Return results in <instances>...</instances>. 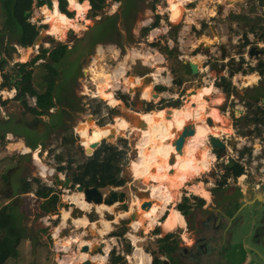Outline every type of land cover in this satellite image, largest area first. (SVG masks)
I'll return each mask as SVG.
<instances>
[{"label":"rangeland","instance_id":"obj_1","mask_svg":"<svg viewBox=\"0 0 264 264\" xmlns=\"http://www.w3.org/2000/svg\"><path fill=\"white\" fill-rule=\"evenodd\" d=\"M87 3L86 10L82 13H79V7L77 8L78 11H76V9L70 8L67 3V10L73 13L71 18L74 20L72 21L73 24H75L74 29L69 28L65 33V38L61 36L63 39H57L60 37L52 36L47 33L48 23L46 20L49 21L55 18L56 13L53 8H55V4L58 6V0H50V4L45 2L41 5L37 3V0H33L29 19L33 17L37 20L38 24L34 25L38 27L39 33H43L44 36L42 35L40 39L34 41V43L29 47H22L16 43L15 34L11 35L8 32H2L5 13L3 12L4 9L2 7V0H0V58H5L2 70L0 71V83L3 82V74L5 73L10 76L9 83H12L13 86L17 87L19 64L26 63L25 69L28 70V67L32 64V62L28 63V59L30 60L31 57L36 55L35 53L39 50V48L44 46L45 41L50 42L52 46H55L59 41L61 43H66L68 46H73L72 43L76 45L78 43L80 46L84 45V50L78 57V61L81 64V68L85 69V73H79L78 66L75 63H66L64 66V73H66V75L63 86L69 92L72 100L73 92L76 91L79 96L78 102L81 103V110H79V113L76 114L75 117L71 118V123L75 126L79 122L86 120V117L90 115L94 122L100 126L99 129L108 127L109 134H107V138L102 139L101 142L104 140L124 150V159L121 161V176L125 180L126 187H123V190L128 195L129 204H132L133 199L139 200L140 203L146 199L145 197L138 198L134 195V193L137 189H146V185L149 181L146 180V182H143L140 179H134L130 169L131 160L135 159L138 154V148L136 146L140 138L138 131L134 130L135 132L133 131L131 134H129L128 131L123 132V135L118 134V131L123 129L119 128V125L116 123V119H122L125 124L131 127L136 121V113L146 112L145 109L147 103L146 101H143L142 98L152 99V110H157L158 107H163L162 111H164L165 114L166 108H169L171 106L170 104L175 102L173 100H179V107H182L191 98H205L207 101L205 112L207 113L210 108H216L219 111L223 120V122L220 121L219 125L224 127L223 132H228L226 129H230V127L233 128L231 134L233 135L231 138L235 140L231 148L233 154L236 155V151L239 152L241 147H246L245 145H250L248 146L249 151L253 149L258 150L260 148V141H257V138L260 133H264V125H261L259 122L252 119L259 114L261 109H264V101L256 100L257 97H264V75H260L258 79L252 78L253 84L248 85L245 81V73H254L256 75V72L260 73V68L255 67V71L253 72H250L247 68L243 71V74L240 77L238 76V72H236L234 78H231V85L233 89L229 93L225 92L222 98L223 100L221 99L219 103H215L213 102V98L207 95L206 89L209 88L210 85L216 89L218 88L214 84L217 82V76H215L211 70H209L210 73L204 70L200 72L199 70L196 75H191L186 63L184 62H187L189 59H196L199 62L200 68H203L204 65H209L211 61L218 59L219 54L216 45L212 43L213 41H206L212 36L209 31V24L212 25L218 33V36L222 39L221 42H230L229 47L227 48L228 54L226 57L231 54L240 53V45L243 41L244 34L249 37L250 34H254L255 32L262 33V31H264V13L263 10L260 9L256 0H186L185 2L183 0H105L102 9L96 12L95 16L93 15L94 11L91 10L90 1L87 0ZM226 3L230 5L227 6ZM177 4H181L185 7V11L183 13L178 14L179 11L176 8ZM43 6H45L44 9ZM155 14H159L161 17L158 25L151 28L146 33H142V28L147 27L152 23ZM107 15L115 16L114 23L116 32L114 34L108 32L105 36L95 39L97 36L95 24L99 20L104 19ZM94 19H97V21L94 22ZM51 23H53V20ZM204 23L206 24L205 26ZM193 26L197 30H194ZM93 39H95L94 43ZM201 41H205L208 48L206 50L200 48L198 51H195L194 48L198 46ZM81 43L83 44L81 45ZM153 43L155 44L153 45ZM164 44H166L168 48L172 49L171 54L165 52L164 46H162ZM72 54L73 53L71 52V55ZM83 54L84 58L81 60ZM144 55L148 57H143ZM67 56L70 55L68 54ZM149 56L152 59L149 58ZM66 59L63 61L62 66L65 62L71 61L69 58L67 61ZM124 60L127 65L126 75L124 76H127L130 79L134 78L136 75L140 76L143 85L137 88H131L130 86L125 87L123 77H121L119 79V83L116 84L114 80H111L113 78L108 76L105 77V81L103 80L106 84L104 85L101 80L102 74L100 71H104L106 75H112L120 66V63L124 62ZM225 64L228 66L229 71L237 68V65L230 59L227 60ZM31 66L34 86H36L37 89L40 84V81H37L39 71L37 70L35 64H32ZM182 66H186L187 70ZM157 72H160L161 75L168 80L166 81L165 79V82L161 80H154L153 74ZM75 76L76 79H74ZM178 76H181V82L179 83L177 82ZM153 85H165L168 87V90L162 93L160 92L158 97H153L147 93V88H152ZM174 87H178V91L176 93L173 92ZM5 88L6 87H0V90ZM97 89L100 90L101 95H103L105 99L108 100L111 98L116 100L114 98L115 96L121 102L113 107L102 98H95L93 95L98 94ZM191 89H195V92L190 94L185 101L186 97H183V95ZM82 91L85 93L81 95ZM112 92L114 93V96ZM15 93L16 91L14 90H9L7 93L4 91L2 93L0 101H5V106L3 105L0 110L1 117L12 112L14 114H18L22 108L20 102L16 100L14 96L9 98V96L14 95ZM176 94L178 95L177 98L172 97ZM181 97L184 98V100ZM26 102L28 101L26 100ZM249 103H252L255 108L250 109ZM104 112H108L109 116L104 118L101 117V114ZM97 118L98 120H96ZM165 120L170 126V136L165 139L163 144V152L166 155V158H164L163 163L159 165V167L171 170L170 168L173 167V165L168 162L170 155L174 156V165L178 162L181 156V154L175 150L171 141L177 136L178 126L182 124V129L183 125L192 119H180L177 117L170 119V117L167 118L166 114ZM111 122H113V124ZM88 123L89 122L86 120V123L84 125H79V128H82V131L85 130ZM204 124L206 125V123ZM136 128L138 127H135V129ZM194 129L199 130L196 126H194ZM109 130L113 131V133H110ZM100 133H102L101 130L99 132L95 129V135ZM31 134L32 133L29 132V135ZM111 134H113L112 138H108ZM227 135H229V133H227ZM30 137H34L36 140L39 137L42 141L46 138V135L38 134V136L34 135ZM12 141L18 142V140L8 139L6 134H4L3 139L0 140L1 157L13 154L14 147L18 146V144L15 145ZM76 141H79V139ZM88 141L92 142L90 139H88ZM167 143L169 144L167 145ZM49 144L55 145L53 151L50 150L48 145H44L42 143L40 146L37 145L34 149L30 150L33 152L38 169L42 171L40 167L46 168L43 170L45 176H38V182L33 181L30 185V192L35 195L36 190L39 189L44 178L49 180L47 182L52 180L49 172L55 167L54 163H50L42 158L44 152L48 151L47 156H49L50 159H52L50 154L65 155L67 153V155H75L79 152V162L85 160L89 155L84 154V147L82 146H77L73 143L71 146H65L63 140L61 141L57 135L55 139L51 137ZM40 147L42 152L38 153L37 157H35L34 154L37 153V150L40 149ZM225 152L226 151H224L223 154ZM249 157L250 155H248L246 166L248 169L251 167L254 172L248 173L247 178L239 176L235 180L230 179V182L237 181V184L235 183L237 187H239L238 185H242L241 188L243 191L246 184L248 185L254 183L257 179L264 180V173H260L258 170L261 165L258 163L256 168H254L251 163L252 160ZM76 163L77 162H74V165H77ZM5 164H7V162L0 159V167H3ZM224 164L225 163L222 161L214 162L211 160L208 170L201 172L198 176L191 173L187 174L188 176L185 177V186L180 188V195L173 203L169 204L168 209L174 208L176 203H178L182 197L186 196L189 199H194V195L203 198L204 201L209 204L219 206L220 203H222L224 190L217 186V179L219 178L218 175L221 174L220 170H222ZM74 165L73 167L75 168L76 166ZM182 169L183 168L175 166L173 172H180ZM60 173L61 176L65 174L64 171H61ZM197 183H202L207 193L206 195L208 196L195 194L193 191L188 189V186ZM110 188H102L101 191L108 192L110 191ZM119 188L120 187L114 189ZM61 193L63 195L57 200V202L61 201L64 203L66 201H71L73 203V196L79 192L72 190L68 191L65 189ZM34 199V196H28V207H31L33 211L37 208L40 202L39 199ZM1 205L2 200L0 199V207ZM71 205V203H67V206L70 207ZM69 207L61 209L62 216L65 211L70 212L71 209H69ZM168 212L169 210H167L165 214L159 216L157 223L147 231L145 227L134 230L130 227V224L125 225L126 232L131 239H128V241H126V238L118 240L114 238L109 239V233L111 231H115V227L112 226V222L110 223V229L106 233H100L98 229L101 228V226H98V228L96 225L93 227L89 225L86 228H77L73 225L72 219L70 218L63 223L62 217L54 220L53 217H48L46 219L45 216L43 221L39 218L31 219V217H28V221L23 222L25 224L23 228L25 231V227L28 225V234H34L38 238V242L35 247V254L31 252V243L29 239L27 241V239L23 237L17 247V255L13 258L7 259L4 264H66L69 260L76 259V255L79 254V240L87 241L90 244L98 243L103 240L104 246L108 243V251L112 249L115 255L117 252L120 253L122 250L124 251L123 254H125L127 246H130L131 249L128 251L129 257L126 258L124 256V261L121 264H138L131 243L133 242L132 244L134 246L137 244V246H140L146 253L149 252L153 248V242L151 239L147 238V236L154 230V228L158 229L157 236H163L164 233L176 232L180 233L184 238L186 237L184 228H182L180 232L176 229L169 231L164 230L161 224H163L166 220ZM84 213L90 221L94 220L90 219L92 215L93 217L96 215L98 221L100 220V216L96 214L94 208H90L88 211H84ZM28 214H33V212H29ZM143 214L144 213H141V215ZM137 216L138 215H136V217ZM15 218L16 217H13L14 222L16 220ZM102 218L106 219V216L102 215ZM159 222L161 224H159ZM146 224L147 223L145 222V225ZM21 225L22 224L19 223L20 227ZM65 241L69 242L68 244L70 245V250L68 252H64L61 249L63 243L66 244ZM109 257L110 253H107V260L105 264H111Z\"/></svg>","mask_w":264,"mask_h":264},{"label":"flooded vegetation","instance_id":"obj_2","mask_svg":"<svg viewBox=\"0 0 264 264\" xmlns=\"http://www.w3.org/2000/svg\"><path fill=\"white\" fill-rule=\"evenodd\" d=\"M46 22L49 23V34L52 36H59L60 38L57 39H63L60 35H55L53 33V23H51L50 20H46ZM71 25L73 26L75 24ZM59 43L61 42L59 41L55 46H52L50 42L45 41L44 46L39 48V50L35 53L36 55L31 57L30 60L28 59V63H31V60L35 56L44 53V56H40L32 62V64L36 65V68L39 71L37 79V81H40V84L38 83L39 88L36 89V86H34V80L32 78L33 73L31 71L32 64L28 67V71L31 72V81L36 91L39 94H50L54 105L40 114H35L30 108L31 106L36 105L35 96L34 105L32 104L30 106L28 102L26 103V106L21 105L22 108L18 114H14L12 112L8 115H3L2 117L0 115V140L3 139L4 134H6L7 138L10 140H18V142L12 141L15 145L18 144V146L14 147L13 154L3 157L0 156L1 160L7 162V164L3 167H0V199L2 200L0 208L9 205L11 216L16 217L15 221L18 226L19 223L22 224L21 228L25 225L23 222L28 221V217H31V219L39 218L41 221H43L45 216L46 219L48 217H53L54 220L61 218V209L68 208V202L72 204L69 209L72 210L73 208H79L71 201H66L64 203L61 201L57 202V200L63 195L61 192L65 189L68 191L72 190L79 192L76 190L77 185H81L83 187L93 186L86 184L85 182L76 181L80 165L84 163L85 160L92 154H89L85 160L79 162V152L75 155H67V153L65 155L50 154V157L52 158L50 159L49 156H47L48 151H46L44 152L42 158L55 164V167L49 172L52 180L47 182L49 180L44 178L39 189L36 190V195L33 194L30 192L31 183L33 181L38 182L36 181L38 176H45V174H42V171L38 169L33 152L30 150L34 149L37 145L40 146L42 143L44 145H48L50 150L53 151L55 145L49 143L51 141V137L55 139L56 135L59 139H61V141L63 140L65 146H71L73 143L77 146L89 148L90 145L95 142L97 137H101L96 141L99 142L102 139H106V135L109 134L108 127L99 129L100 126L94 122L90 115L86 117V120L89 123L83 131L81 130L82 128H79V125H84L86 120L79 122L75 126L71 123V118L75 117V115L79 113V110H81V103L78 102L79 96L76 91L73 92L72 100L69 92L63 86L66 75V73H64V66L66 63H75L78 66V72L83 74L85 73L78 61V57L84 50V45L80 46L78 43L77 45L72 43L73 46H68L66 43H61L66 45V55L58 62H54L50 56ZM82 44L83 43H81V45ZM162 46H166V44ZM71 52L73 53L72 55ZM68 54L70 56H67ZM66 58H69L71 61L65 62L62 66V63ZM83 58L84 54L81 60H83ZM190 60L192 59H189L188 61ZM188 61L184 62L186 63L189 72H191L192 69ZM199 69L200 66L198 62V70ZM225 75L226 77L223 76V78L229 80L231 83L232 73H226ZM74 79H76V76ZM5 87V89L0 90L2 93L4 91L7 93L9 90L17 92V87L15 88L13 85ZM97 92L98 96L105 100L110 106L114 107L121 102L112 92L114 98L118 102L115 105H111L108 100L101 95L99 89H97ZM84 93L85 92L82 91L81 95ZM15 94L8 96L10 98L15 96ZM260 100L261 98L259 97L258 101ZM3 105L5 106V103L3 104L0 101V110ZM249 107L250 109L255 108L252 103H249ZM108 116V112L101 114V117L103 118ZM96 120H98V118ZM113 122L111 123L113 124ZM181 125L182 124L178 126V131H180ZM223 128L220 130L224 131ZM95 129L99 132L101 130L102 133L95 135ZM109 131L110 133H113V131ZM29 132L32 134L29 135ZM38 134L46 135V138L41 141L39 137L37 140L34 137H30L34 135L38 136ZM223 134L227 135V132H224ZM229 136L231 138L233 135ZM77 139H79V141H76ZM88 139L92 142H89ZM28 143H35V146L33 147L28 145ZM40 152H42L41 147L37 150V153L34 154L35 157H37V154ZM74 152L77 153L76 151ZM84 154L87 155L85 151ZM74 162H77V165H74ZM73 165L76 167L74 168ZM40 169L42 170V167H40ZM61 171H64L65 173L62 175L63 178H61L60 175ZM55 174L59 175L61 180L60 184L55 182ZM66 179H68V184L67 186H64L63 181ZM235 183L237 184V181L230 182V179H228L227 182L219 186L220 189L224 190L222 203H220L219 206H214L205 201L203 204L198 206L194 203V200L191 201L190 199L192 207L185 215L187 216V219L184 220V222H186L184 228L186 237L184 238L180 233L174 232L168 239V242L173 239L176 240V247L174 249L161 253L159 251L160 242L158 240L166 234L163 236H157V232L154 233L151 231L147 236V238L151 239L153 242V248L147 252L150 254L148 264H153L155 255L159 258L158 264H264V180L257 179L254 183L248 185L246 184L244 191L241 188L242 185H238L240 187L239 188L235 185ZM117 187L120 188L114 189ZM117 187H112V190H116L117 192L123 190V187H126L125 182L123 185ZM37 191H40L42 195L39 196ZM102 193H107V191ZM28 196H34V200H40L34 211L31 207H28ZM29 212H33V214H28ZM74 212L76 216L72 217L69 214L70 219L78 217L77 210ZM91 217L90 219H93V215ZM123 228L125 229L123 234H113V232L120 231ZM25 229L23 237L27 239V241L29 239L31 243L32 234H28V225ZM176 230L180 232L182 228L176 227ZM23 237L17 243L16 250ZM108 237L109 239L126 238V241L127 238H129L125 225L115 227V231H111ZM110 250V252L108 251L107 253H110L109 259L111 261L112 249ZM97 253L102 255L105 252L103 249L93 254ZM127 253L126 248L125 254ZM116 255H120V253L117 252Z\"/></svg>","mask_w":264,"mask_h":264},{"label":"bare ground","instance_id":"obj_3","mask_svg":"<svg viewBox=\"0 0 264 264\" xmlns=\"http://www.w3.org/2000/svg\"><path fill=\"white\" fill-rule=\"evenodd\" d=\"M183 1L185 2L186 0ZM57 7L58 6L55 4V8H53V10L55 9V13ZM176 8L179 11L178 14L183 13L185 11V8L181 4H177ZM72 21L67 22L69 27L74 29V25H71L73 24ZM47 33H50L48 28ZM206 41H212V39H208ZM204 43L206 42L204 41ZM143 57L147 58L148 56L144 55ZM149 58L151 57L149 56ZM188 63L192 70H198V61L196 59H192L188 61ZM126 68L127 65L124 60V62L120 63V66L114 71L112 75H106L104 71H100L102 74V83L106 85L104 83L106 76L113 78L111 80H114L116 84L119 83V79L123 77L125 87L130 86L131 88H135L142 86V80L140 76L136 75L134 76V78L131 79L127 76H124L126 75ZM153 75L154 80H161L164 82L165 79L166 81L168 80L167 78H164L162 75H160V72L154 73ZM245 76V81L248 85L253 83V79H258L254 73ZM114 82L112 81L113 84ZM206 92L209 97L213 98L214 101H212L215 103H219L223 98V95L220 92L216 91L215 87H213L212 85H210V87L206 89ZM147 93L150 96H153L151 87L147 88ZM108 102L111 105H115L118 101L110 98L108 99ZM206 106L207 101L205 98L195 97L188 100L182 107L172 109L170 119H173L174 117L180 119L191 118V121L193 122L194 126H196L199 130L195 129L194 134L187 138L186 142L182 147L180 159L175 165L174 159L172 163L173 167L170 168L171 170L159 167V165L163 163L164 158H166V155L163 152V144L165 142V139L170 136V126L165 120L166 114L164 113V111L150 110L146 112H138L136 113L137 120L134 124H132L131 127L125 124L122 119H116V123L119 125V128L123 129L119 130L118 134L126 132L127 130L129 131V134H131V132L136 130L140 135V138L136 145L138 148V154L136 155L135 159L131 160L130 169L132 171L134 179H140L143 182H146V180L149 181L146 185V189L148 191V199L152 201L151 205L148 209H142L140 207V201L137 199H133L132 204H129V208L127 211L118 212L114 215L113 220H107L102 218V213L104 211H112V207H114L116 203L111 206H107L103 203L96 204L93 206L92 204L85 202L83 200L82 193L79 192L78 194L73 196V203H75V205L83 211H88L90 208H94L95 212L99 214L100 220L97 223L96 221H90L89 218L84 214L83 216L72 218L73 225L77 228H86L89 225H91L92 227L94 225H96L97 227L101 226V228L98 227V231L100 233H106L110 229L111 222H115L121 217L128 216L132 210H135L138 216L130 222V227H132L134 230H138L141 227H145L146 231L151 229L152 226L157 223L158 217L161 216V214L166 210L169 204L173 203L180 195V188L182 186H185V177L188 176L187 174L191 173L195 176H198L201 172L208 170L210 162L211 160H213V155L205 146V140L210 134H215V136H217L220 135L221 132H223L222 130H220L223 128L222 125H219L220 121L223 122V120L220 116L219 111L216 108H210V110L206 113ZM206 117H210L213 120V123L211 125H208L206 123ZM204 123H206L207 126ZM135 127L138 128L135 129ZM226 130L228 132L232 131L231 128ZM168 144L169 143H167V145ZM175 166L183 168L182 171L174 173L173 169ZM45 169V167H42V174H44L43 170ZM188 189L193 191L195 194L201 196H208L206 195L207 193L202 183L192 184L188 186ZM69 213L70 212L67 211L63 213V223L66 222V220L69 218ZM141 213L144 214L141 215ZM145 222L147 223L146 225ZM161 225L163 226L165 231L175 229L176 227H178V225H184V217L181 212H179L177 209L171 208L169 209V213L166 216V220ZM68 243L69 242H66V244L63 243V245L61 244V249L64 252H68L70 250V245ZM83 244L90 245V243L87 241L79 240L78 246L81 247V245ZM135 245V254H133L136 257L138 264L148 263V261L150 260V255L144 252L140 246H137V244ZM103 249L105 253H103L102 255L100 253H97L91 256H89L88 253L81 252L79 250V254H77L75 257L76 259H71L66 264H78L86 258L92 259L95 264H105L106 254L109 249L108 243L105 244Z\"/></svg>","mask_w":264,"mask_h":264},{"label":"trees","instance_id":"obj_4","mask_svg":"<svg viewBox=\"0 0 264 264\" xmlns=\"http://www.w3.org/2000/svg\"><path fill=\"white\" fill-rule=\"evenodd\" d=\"M33 0H2V7L4 9V27L2 32H8L11 35H16V43L22 47L30 46L34 43L39 29L36 25L32 24L28 19L31 10V4ZM91 3V10L94 11L93 15H96V12L102 9L105 0H89ZM47 2L50 4V0H37L39 5ZM87 0H68V6L72 9H76L78 11V7L80 8V12L82 13L86 10ZM258 4L260 6L264 5V0H258ZM45 5V4H44ZM67 0H58V7L56 10V17L53 19V33L55 35H60L65 37L66 31L70 28L67 25V21H72L71 18L73 13L68 11L67 8ZM192 6V5H190ZM45 6H43V9ZM59 8V9H58ZM61 11V12H60ZM160 15L155 14L154 20L152 23L144 27L142 29V33H146L151 28H154L158 25L160 20ZM115 16L108 15L103 20H99L96 22V33L97 36L95 39L99 37H103L108 32L114 34L116 32V27L114 23ZM48 23V22H47ZM205 26V23H204ZM49 27V23H48ZM93 39V42L95 41ZM248 38L246 34L243 35V41L241 43V49L248 43ZM155 43H153L154 45ZM13 49V48H12ZM164 50L166 53H172V49L168 48L167 45L164 46ZM66 45L59 43L57 48L53 50L51 54V58L54 62H58L66 55ZM40 56H44V53L35 56L31 62L35 61ZM5 62V58H0V71L2 70L3 63ZM242 60L238 63L237 68L232 70L233 72L237 71L240 68ZM26 63H20L18 66L19 69V78L17 83V92L14 96L16 100L20 102L21 105L26 106V95L36 96V105L31 106V111L35 114H40L44 112L46 109L50 108L54 105L52 97L50 94H39L34 88L30 71L25 69ZM256 67L260 68V73H264V62L258 61ZM255 67H250L249 70H254ZM8 74H3V82L0 83V87H9L12 86V83H9ZM177 82H181L180 79ZM217 87L222 88L224 91L229 92L233 89L229 80L224 79L223 77L214 83ZM165 89L163 85H156L155 91L161 92ZM258 100V98H256ZM170 105L172 107H179L180 101L173 100ZM4 104L5 101H2ZM163 107H158V109L163 110ZM153 109V104L148 102L145 111H150ZM255 118V119H254ZM252 120H256L259 124L264 125V109L259 111V114L256 115ZM101 137H97L95 142ZM28 145L35 146V143H28ZM216 155L219 157L223 154V150L214 149ZM124 159V150L120 147L108 143L106 141H102L101 144L93 151L92 155H90L84 163H82L79 167V172L76 177L77 182H85L86 184L93 185L98 189L102 188H110L117 187L124 184L125 180L121 176L122 171V163L121 161ZM219 178L217 179L218 187L227 182L228 179L235 180L237 177L244 173V167L242 164L238 163L235 160H230L227 164H224L222 171H220ZM37 180V179H36ZM38 181V180H37ZM37 194L41 196V192L37 191ZM194 203L196 205H201L204 203V199L198 197L196 195L193 196ZM192 207V203L190 199L186 196L182 197L181 201L175 205V208L181 212L182 215H186L190 208ZM158 229L154 228L153 232L156 233ZM125 229H121L120 231L113 232V234L121 235ZM0 264H4L7 259L13 258L17 255L16 246L19 240L23 237L24 229L17 225L16 221L14 222L13 217L9 211V205L3 206L0 208ZM173 235V233H167L164 237L159 238V251L161 253H165L170 251L176 247V240L168 242V239ZM131 247H127V252L130 251ZM112 251L111 263L117 264L122 263L123 256L115 255ZM159 258L158 256H154L153 264H158Z\"/></svg>","mask_w":264,"mask_h":264},{"label":"water","instance_id":"obj_5","mask_svg":"<svg viewBox=\"0 0 264 264\" xmlns=\"http://www.w3.org/2000/svg\"><path fill=\"white\" fill-rule=\"evenodd\" d=\"M96 21H97V19H94V22H96ZM193 29L196 30L195 27H193ZM211 33L213 35V38H212L213 42L212 43L216 45V48H217L219 55H218V59L211 61L209 63V65H206V66L208 69L211 70V72L215 76H222L225 74V65L221 61L228 54L227 48L229 47L230 42L229 41L221 42L218 34L214 32L212 27H211ZM42 35L44 36L43 33H39V35L37 36L35 41L40 39L42 37ZM200 47H202L203 49H207V45L204 42L199 43V45L197 47H195V49L198 50ZM262 53H264V50L256 49L254 46H251L248 50V54L251 56L257 55V54H262ZM182 67L187 70L186 66H182ZM84 72H85V69H84ZM198 72H199V70H196V71L192 70L190 72V74L196 75ZM152 92H153V97L159 96L158 93L155 92L153 89H152ZM194 92H195V89H191V90L187 91L185 93V96H186L185 101L187 100V97ZM261 100L264 101V97H261ZM166 114H167V118H169L172 114V109L166 108ZM136 120H137V117H136ZM205 121L208 125H211L213 123V121L210 117H206ZM194 132H195L194 124L192 123L191 120L187 121L186 124L183 125L182 129L177 132V136L171 141V143L174 145L175 150L178 153H181L182 147L184 145L186 138L193 135ZM228 133H229V135H231L232 131H229ZM120 135H123V132ZM112 136H113V134H111L108 138H112ZM206 140H208V144L210 145V147L212 149L224 150V151L226 150L228 154L232 153V149L231 148L228 149L225 140L218 137V135L215 136V135L210 134L207 136ZM262 140L264 141V137ZM234 142H235V140H233V139H230V141H229L230 145H233ZM100 144H101V141L92 143L89 148H84L85 153L92 154L93 151ZM173 161H174V156L170 155L168 162L173 163ZM239 162H241V160H239ZM54 179H55V182L57 184L61 183V180H60L58 174H55ZM67 184H68V179L63 181L64 186H67ZM76 190L82 193L83 200L85 202L93 204V205L103 203L107 206H111L114 203H116L114 205V207H112V211H104L102 213V215L106 216L107 220H113L115 214H117L118 212H121V211H127L129 208L128 195L126 194V192L124 190H120L117 192L116 190L111 189L107 193H102L100 191V189H98L95 186L83 187L81 185H77ZM134 195L138 198H141V197L146 198L140 204V207L142 209H148L150 207L152 201L150 199H148L147 189H137L135 191ZM76 210H77V216H83L84 215V211L81 210L80 208H77V209L73 208L69 214L72 217L76 216L75 212H74ZM136 215H137L136 211L133 210L127 217H121L117 221L112 222V226L117 227L119 225H128V224H130V222L133 219H135ZM93 219H94L93 221H96V223L98 222L96 215H94ZM37 242H38V238L34 234H32L31 235V246H32L33 254H35V247H36ZM103 248H104V241L101 240L98 243H92L90 245L83 244V245H81L79 250L81 252H86L89 254V256H91V255H93V253H96V252H99L100 250H103ZM81 264H95V263L92 259L86 258L81 262Z\"/></svg>","mask_w":264,"mask_h":264},{"label":"built area","instance_id":"obj_6","mask_svg":"<svg viewBox=\"0 0 264 264\" xmlns=\"http://www.w3.org/2000/svg\"><path fill=\"white\" fill-rule=\"evenodd\" d=\"M67 2H68V0H67ZM28 20L32 24H38L37 20H35L33 17L28 19ZM250 45H251V41L249 40V44L246 45L245 50L243 52L236 53V54H231L228 57H226V59L224 58L222 60L223 64L225 65V69L227 71H229V70H228V66L225 64V62L227 60H229V59L231 61H233L234 64H236V65H238V63L242 60V62L240 64L241 66L238 69L239 71L237 70V72H239L241 75H242V71L241 70L247 69L249 66H253L258 61V56H250L248 54L247 51H248ZM258 45H259L260 48H264V44H258ZM202 69L203 68L199 69L200 72H202ZM1 93H2V91H0V96L2 95ZM93 96L95 98L99 97L98 94L97 95L94 94ZM183 97H185V96L183 95ZM28 99H29V101H31L32 104L35 102V98L34 97H28ZM182 99L184 100V98H182ZM148 100L152 101V99H148ZM262 136H264V133L261 134V137ZM258 138H259V136H258ZM259 141H260V148L258 150L253 149V150H250V151H247V152L243 153L242 155L239 152H237V151H236V153H237L236 155L233 154V152L231 154H228L227 151L225 150L226 152L224 154H222L221 156H219V157L216 155L214 149H212L210 147V145L208 144V140H206V144L210 148V151H211L212 155H214V157H213V161L214 162L222 161L223 163L227 164L230 160H235L238 163L242 164L243 167H244V173L242 175H240V176H243V177L247 178V174L248 173H253L254 172V170L251 167H249V169H248V167L246 166L248 155H250L249 158L252 160L251 163L253 164L254 168H256L258 163L264 164V141H261V139H259ZM245 146L248 147L250 145H245ZM227 148L229 149L230 147L227 145ZM239 160H241V162H239ZM210 164H211V162H210ZM258 170H259L260 173H263V169L262 168H258Z\"/></svg>","mask_w":264,"mask_h":264},{"label":"crops","instance_id":"obj_7","mask_svg":"<svg viewBox=\"0 0 264 264\" xmlns=\"http://www.w3.org/2000/svg\"><path fill=\"white\" fill-rule=\"evenodd\" d=\"M256 2H257V4H258V0H256ZM181 3V2H180ZM227 4V3H226ZM232 4V3H231ZM228 5H230V4H227V6ZM259 5V4H258ZM259 7H260V9H262L263 10V13H264V5L263 6H260L259 5ZM206 25V24H205ZM194 27V26H193ZM211 27H212V29L214 30V32L215 33H217L216 31H215V29H214V27L212 26V25H210L209 24V31H210V33H211ZM196 29V28H195ZM197 30V29H196ZM218 34V33H217ZM211 35H212V33H211ZM247 36V35H246ZM213 38V35L210 37V39H212ZM220 38V37H219ZM247 38H248V41L250 40L251 41V45H250V47L251 46H254L256 49H260V50H264V48H260L259 47V45L258 44H264V31H262V33H254V34H250L249 35V37L247 36ZM220 41H222V39H220ZM201 42H204V41H201ZM200 42V43H201ZM206 44V43H205ZM249 44V42L246 44V45H248ZM207 45V44H206ZM215 45V44H214ZM246 45L243 47V49H241V52H243L244 50H245V47H246ZM197 47V46H196ZM249 47V48H250ZM200 48H202V47H200ZM199 48V49H200ZM208 48V47H207ZM171 49V48H170ZM195 49V48H194ZM203 49V48H202ZM204 50H206V49H204ZM228 50V49H227ZM249 50V49H248ZM195 51H198V50H196L195 49ZM240 52V53H241ZM248 52V51H247ZM251 56V55H250ZM252 56H258V61H263L264 62V59H263V57H264V53H262V54H257V55H252ZM258 61L253 65V66H250V67H256V64L258 63ZM222 62V61H221ZM223 63V62H222ZM207 69V70H206ZM248 69H249V67H248ZM207 71L208 73H210L209 72V70L210 69H208L205 65H204V67H203V69H202V71ZM244 70H246V69H244ZM244 70H241L242 71V74H243V71ZM239 71V70H238ZM253 71H255V69L254 70H251L250 72H253ZM236 72L237 71H235V72H233L232 70L231 71H227L226 69H225V74L226 73H232V77L234 78V74H236ZM222 75V76H217L216 77V80L217 81H219L223 76L224 77H226V75ZM251 74V73H250ZM160 75H161V73H160ZM245 75H248V73H245ZM256 75L258 76L257 78H259V76L260 75H264L263 73H257L256 72ZM238 76L240 77L241 76V74L238 72ZM180 77V78H179ZM177 79H180L181 80V76H178V78ZM176 79V80H177ZM251 84H253V83H251ZM155 86L156 85H153L152 86V89L155 91ZM164 87H165V89L163 90V91H161V93L162 92H164V91H167L168 90V87H166L165 85H163ZM216 89V88H215ZM218 89V90H217ZM216 89V91H218V92H220L223 96H224V94H225V92L226 91H224L222 88H220V87H218ZM178 91V87H174V93H176ZM156 92V91H155ZM230 92V91H229ZM229 92H226V93H229ZM158 93V95H160L159 93L160 92H157ZM227 95V94H226ZM163 96V95H162ZM184 96H185V94H184ZM172 97H174V98H177L178 97V95L176 94V95H173ZM186 97V96H185ZM231 97V96H230ZM142 100L143 101H146V103L148 104V102H151V101H149L148 99H143L142 98ZM169 108H172L173 109V107H169ZM158 111H159V109H157ZM140 113V112H139ZM213 121V120H212ZM227 127H229V126H227ZM231 128V127H230ZM232 129V131H233V128H231ZM127 130V129H126ZM128 131V130H127ZM126 131V132H127ZM129 132V131H128ZM224 133V132H223ZM223 133H220V135H218V137H220V138H222V139H224L225 140V142H226V144L230 147V148H232V146L233 145H230V143H229V141H230V139H232V138H230V136L229 135H225V134H223ZM228 133V132H227ZM261 134L262 133H260V135H259V138H257V141H259V139H261V141H263L262 139H263V137H261ZM118 135V134H117ZM205 146L208 148V150H209V152L211 153V151H210V148L207 146V144H206V140H205ZM259 146H260V144H259ZM247 150L249 151V149H248V147L246 146V147H241L240 148V151H239V153L242 155L243 153H245V152H247ZM224 151V150H223ZM212 154V153H211ZM213 157H214V155H213ZM260 165H261V167H259V168H262L263 169V173H264V165H262V163H259ZM222 171V170H221ZM190 190V189H189ZM189 194H190V192H189ZM181 201V200H180ZM179 201V202H180ZM191 201H192V199H191ZM178 202V203H179ZM178 203H176V204H178ZM175 208V207H174ZM176 209V208H175ZM167 210H169L168 209V207L166 208V210L161 214V215H163V214H165V212L167 211ZM179 211V210H178ZM180 212V211H179ZM169 213V212H168ZM167 216V215H166ZM183 217H184V220H186L187 219V216H184L183 215ZM159 218V217H158ZM186 218V219H185ZM163 221V220H162ZM156 224V223H155ZM159 224H161L160 222H159ZM185 224H186V222H184V225H178V227H180V228H185ZM176 229V228H175ZM185 231V230H184ZM169 233H171V232H169ZM164 234H167V233H164ZM129 237V236H128ZM128 239H130V237L129 238H127V241H128ZM118 240V239H117ZM131 240V239H130ZM130 242H132V241H130ZM133 243V242H132ZM131 243V245L133 246V252H134V249H135V246L133 245ZM128 247V246H127ZM144 251V250H143ZM145 252V251H144ZM119 253V252H118ZM149 254V253H148ZM120 255L121 256H123V258H124V256L127 258V257H129V254L127 253V254H123V251H121L120 252ZM131 255H133V254H131ZM150 255V254H149ZM124 260V259H123ZM148 263H149V261H148ZM148 263H146V264H148ZM117 264H121V263H117Z\"/></svg>","mask_w":264,"mask_h":264},{"label":"clouds","instance_id":"obj_8","mask_svg":"<svg viewBox=\"0 0 264 264\" xmlns=\"http://www.w3.org/2000/svg\"><path fill=\"white\" fill-rule=\"evenodd\" d=\"M68 3V2H67ZM16 88V87H15ZM1 97V96H0ZM28 97H34L35 98V96H29V95H26V100L28 101V104L31 106L32 105V103H31V101H29V99H28ZM34 105V104H33ZM61 178H62V176H61ZM111 189H112V187H111ZM110 189V190H111Z\"/></svg>","mask_w":264,"mask_h":264}]
</instances>
